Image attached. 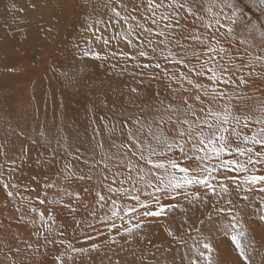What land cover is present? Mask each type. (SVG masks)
Here are the masks:
<instances>
[{
  "label": "snow or ice",
  "instance_id": "obj_1",
  "mask_svg": "<svg viewBox=\"0 0 264 264\" xmlns=\"http://www.w3.org/2000/svg\"><path fill=\"white\" fill-rule=\"evenodd\" d=\"M250 3L264 16V0ZM247 7L244 0H106L105 12L111 13L107 20L89 16L86 30H94L95 42L103 49L88 47L82 55L100 61L116 58L125 62L121 71L138 70L130 75L166 79L170 98L157 91L139 105V112L122 122L125 139L113 143L114 151L104 152L90 164L84 161L88 172L65 166V179H95L98 187H85L83 192L94 193L90 215L107 231L89 224L96 232L86 236L92 243L75 247L56 239L64 233L53 234L50 208L46 213L29 202L27 213L17 208L20 220L33 226L39 220L47 234L38 228L34 235L38 240L42 237L43 245L34 247L21 240L24 248L15 247L17 254L38 253L43 247L47 256L48 245L55 249L59 244L65 251L56 252L52 264H75L74 254L101 252L105 247L118 256L121 240H145V229L162 222L171 241L168 251L173 246L177 253L183 250L180 264H219L213 256L217 251L213 227L231 241L240 264H252L249 249L255 239L249 237L242 213L250 207L264 223V103L241 110L232 104L244 95V88L253 86V79H264V71H256L257 66L264 69V23L249 17ZM99 25H104L103 30ZM116 26L123 31L103 35ZM113 40L122 41L129 50H113ZM130 91L141 96L136 87ZM18 135L23 136V131ZM13 171L9 169V177ZM0 186L8 197L15 195L12 189L17 185L3 172ZM60 191L81 201L80 191ZM37 200L42 206L60 202L48 199L46 192ZM217 218L221 223L216 224ZM10 264H17L16 259ZM109 264L120 260L109 257Z\"/></svg>",
  "mask_w": 264,
  "mask_h": 264
},
{
  "label": "rangeland",
  "instance_id": "obj_2",
  "mask_svg": "<svg viewBox=\"0 0 264 264\" xmlns=\"http://www.w3.org/2000/svg\"><path fill=\"white\" fill-rule=\"evenodd\" d=\"M105 3L106 0H0V146H3L0 172L17 185L12 189L13 197H8L0 186V264H10L13 258L17 264L21 260L24 264H52V256L65 251L57 244L55 249L48 245L47 256L42 254L43 247L38 253L15 252V247L24 248L20 242L24 239L34 247L43 245L42 237L38 240L34 235L38 228L47 234L39 220L35 226L20 220L17 208L27 213L29 202L46 213L50 208L55 218L54 224L49 222L53 234L64 233L56 235V239L70 241L75 247H88L92 243L86 236H95L96 232L89 224L107 231L90 215L94 193L83 192L85 187H98L95 179L92 182L74 177L65 179L68 175L65 166L75 172H88L84 161L90 164L104 152L114 151L113 143L125 139L122 122L137 114L139 105L153 99L157 91L170 98L166 79L152 80L147 73L143 77L130 75L138 70L129 67L128 71H121L125 62L116 58L100 61L82 55V50L88 47L103 49L102 44L95 42L94 30H86L85 24L90 15L107 20L111 13L105 12ZM244 4L248 6L245 10L249 17L264 23V16L250 0H244ZM98 27L103 30L104 25ZM121 31L120 26L109 27L103 35L108 37ZM111 47L129 50L122 41L113 40ZM113 64L117 67L113 68ZM256 71L264 69L257 66ZM252 84L243 89L242 96L237 89L239 98L232 100L237 110L264 103V79H253ZM133 87L141 96L130 91ZM21 131L23 136L18 135ZM99 143H103V149L97 147ZM10 168L14 169L11 177ZM61 189L80 191L81 201L64 196ZM45 192L48 199L60 202L40 205L37 195L44 198ZM242 215L249 237L255 239L254 247L249 249L252 264H264V223L250 207H245ZM219 223L217 218L216 224ZM211 234L217 249L213 256L219 264H240L231 241L215 227ZM145 236V240L131 243L121 240L123 250L116 248L118 256L108 247L87 255L74 254L75 264H109V257L118 258L120 264H173L174 261L180 264L183 250L177 253L173 246L168 251L171 241L163 231L162 222L148 226Z\"/></svg>",
  "mask_w": 264,
  "mask_h": 264
},
{
  "label": "bare ground",
  "instance_id": "obj_3",
  "mask_svg": "<svg viewBox=\"0 0 264 264\" xmlns=\"http://www.w3.org/2000/svg\"><path fill=\"white\" fill-rule=\"evenodd\" d=\"M4 152H5V151H4ZM5 153H6V152H5ZM13 158H14V157H13ZM11 161H12V160H11ZM15 161H16V159H15ZM17 164H18V163H17ZM19 164H20V163H19ZM53 190H54V189H53ZM50 223H51V221H50ZM4 245H5V244H4ZM13 245H14V244H13ZM13 245H12V246H13ZM9 247H10V246H9Z\"/></svg>",
  "mask_w": 264,
  "mask_h": 264
}]
</instances>
